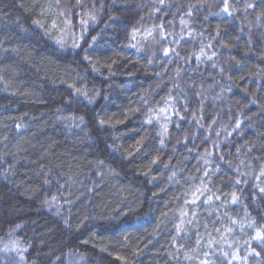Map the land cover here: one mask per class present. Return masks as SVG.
Masks as SVG:
<instances>
[{
    "label": "trees",
    "instance_id": "trees-1",
    "mask_svg": "<svg viewBox=\"0 0 264 264\" xmlns=\"http://www.w3.org/2000/svg\"><path fill=\"white\" fill-rule=\"evenodd\" d=\"M227 4L0 0V264H264V0Z\"/></svg>",
    "mask_w": 264,
    "mask_h": 264
},
{
    "label": "snow or ice",
    "instance_id": "snow-or-ice-1",
    "mask_svg": "<svg viewBox=\"0 0 264 264\" xmlns=\"http://www.w3.org/2000/svg\"><path fill=\"white\" fill-rule=\"evenodd\" d=\"M225 12H227L228 10V4H227V0H225V6H224V9H223ZM167 51L168 50H165V54H167ZM261 191H264V189H261ZM255 239L261 241L262 243H264V233H261V232H257L256 233V236H255Z\"/></svg>",
    "mask_w": 264,
    "mask_h": 264
},
{
    "label": "rangeland",
    "instance_id": "rangeland-1",
    "mask_svg": "<svg viewBox=\"0 0 264 264\" xmlns=\"http://www.w3.org/2000/svg\"><path fill=\"white\" fill-rule=\"evenodd\" d=\"M164 112H165V110H161L160 111L161 115H164Z\"/></svg>",
    "mask_w": 264,
    "mask_h": 264
}]
</instances>
